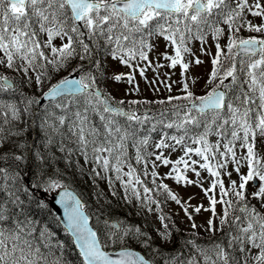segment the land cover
<instances>
[{"label": "snow or ice", "instance_id": "6c2138e0", "mask_svg": "<svg viewBox=\"0 0 264 264\" xmlns=\"http://www.w3.org/2000/svg\"><path fill=\"white\" fill-rule=\"evenodd\" d=\"M137 74L159 98L104 87L138 93ZM262 153L264 0H0V264H264ZM68 172L91 180L94 214Z\"/></svg>", "mask_w": 264, "mask_h": 264}, {"label": "rangeland", "instance_id": "374dc122", "mask_svg": "<svg viewBox=\"0 0 264 264\" xmlns=\"http://www.w3.org/2000/svg\"><path fill=\"white\" fill-rule=\"evenodd\" d=\"M254 22H259V20H255ZM197 48H199V43H194L193 44V51H195ZM163 50V49H161ZM197 55H200V58L203 59L205 61V63L199 67H197L196 69L193 70V75L194 76H199L201 77L200 79V83L199 85L197 86L196 88V92L198 95H201L203 94L201 89L203 88V84H204V80L207 79V73L210 71V63L209 61L207 60L206 57H204L203 55H201L200 53H197ZM163 62V61H162ZM112 71L113 72H117V73H120V72H128L129 69L126 68V67H122L118 64H114V67L112 68ZM161 71V76L160 78L163 79V73H169L171 75V80H179L180 78V68L179 66L175 69V70H172V69H169V68H163L160 70ZM174 72V74H173ZM146 76L148 77L149 80H152L155 76V73L153 70L149 69L147 72H146ZM136 80L137 82L139 83V86H140V91L138 93H131L130 95L128 96H125V90L126 89H129V85L125 84V83H112L110 82V86H111V90H112V93L116 96V97H147V98H151V99H155V98H159L157 96V94L153 91H151L146 82L137 74L136 75ZM171 82V81H169ZM160 95L163 96V95H167V93L164 91L163 89V86L160 87ZM179 153L177 154H174L173 156V159H175L176 155H178ZM264 154V153H262ZM162 173L167 171V169H161L160 170ZM242 171H246V169H242ZM203 175H207L206 173H203ZM233 179H236V176L235 174H233ZM165 183H168L169 186L176 192H178L180 194L181 197L187 199V197L191 194H198L196 196V200L192 201V203H204L205 205L207 204L206 200L204 199V196H203V193H201L200 189L198 187H187V188H182V187H177L175 185V183L171 180H165L164 181ZM208 185L205 184V187H207ZM170 206V210L173 214V216H175L177 219H178V222L179 224L184 228L186 229L187 228V223L186 221L184 220V214L183 212H181L179 210V208L174 204V203H170L169 204ZM208 213H202L199 217H197V223H200L202 222V220L204 219L205 216H207ZM153 217V221L154 223L158 224L159 225V228L161 227L160 223L158 221L155 220V217Z\"/></svg>", "mask_w": 264, "mask_h": 264}, {"label": "trees", "instance_id": "16d2710c", "mask_svg": "<svg viewBox=\"0 0 264 264\" xmlns=\"http://www.w3.org/2000/svg\"><path fill=\"white\" fill-rule=\"evenodd\" d=\"M244 35H248V33L245 32ZM65 74L66 73H63V75H65ZM58 78L59 77H57V79ZM53 82H55V80ZM104 87H105V89H107L106 85H104ZM125 100H129V99H125ZM35 138H36V134H31L29 136V139H35ZM60 167L63 168V165L61 164ZM68 177H69V179H68L67 183L70 186L74 187L79 192V194L86 201V203L88 205V210L90 211V213L94 214L97 210V203H96V199L94 196V191L96 189L94 188L89 177H87V176L76 177V176H73V174L71 172H68ZM98 187L100 189H103V191L109 195V198L112 199V205L114 208L117 206L118 203L121 205V207H119L116 211V215L118 217L123 218V219H127L130 223H134L136 225H141V226L145 227L151 233V235L153 237H155V232L152 230L153 224L151 223V220L142 222L141 218L136 215V212L132 208L123 207L122 202H118L115 198H111L110 190H109V187L107 184L100 183L98 185ZM60 227H62V226H60ZM181 232H183V231H181ZM201 235H204V234H201ZM60 236H61V238H63L64 233L61 232ZM171 247H173V245H170V247H168V248H171Z\"/></svg>", "mask_w": 264, "mask_h": 264}, {"label": "water", "instance_id": "95a60500", "mask_svg": "<svg viewBox=\"0 0 264 264\" xmlns=\"http://www.w3.org/2000/svg\"><path fill=\"white\" fill-rule=\"evenodd\" d=\"M53 209L55 210V212L58 214V216H63V210L59 205H52Z\"/></svg>", "mask_w": 264, "mask_h": 264}]
</instances>
